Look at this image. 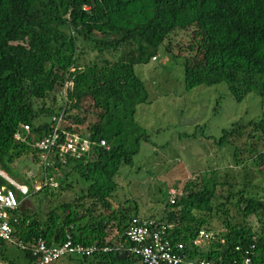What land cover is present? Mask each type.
<instances>
[{"label": "trees", "instance_id": "obj_1", "mask_svg": "<svg viewBox=\"0 0 264 264\" xmlns=\"http://www.w3.org/2000/svg\"><path fill=\"white\" fill-rule=\"evenodd\" d=\"M177 31H190L188 50L194 52L179 65L186 91L222 83L236 103L264 96V0H0V171L18 177L11 170L15 161L26 154L37 161L34 150L14 141L19 126L37 141L49 135L50 119L60 117L62 130L93 143L85 158L40 168L41 180L59 172L56 188L33 191L19 176L31 199V209L15 212L12 226L21 242L39 239L55 247L68 239L95 249L52 264H140L124 235L133 218L169 226L168 242L174 249L182 245L187 259L240 264L248 257L264 264V234L247 223L264 215V188L248 181L218 182L214 171L203 173L172 203L163 192L157 217L139 216L135 204L111 205L114 178L132 164L140 142H148L133 120L136 106L149 103L133 68L146 65L164 43L167 51ZM87 53L93 58H83ZM55 89L63 90L56 109L53 97L44 105ZM101 140L106 148L97 145ZM215 144L228 150L233 166L249 164L261 174L264 109L223 129ZM200 231L211 241L194 244ZM4 244L0 264L32 263L29 252L16 248L19 258H6Z\"/></svg>", "mask_w": 264, "mask_h": 264}, {"label": "rangeland", "instance_id": "obj_2", "mask_svg": "<svg viewBox=\"0 0 264 264\" xmlns=\"http://www.w3.org/2000/svg\"><path fill=\"white\" fill-rule=\"evenodd\" d=\"M169 41L167 51L164 43L154 59L133 68L134 74L144 83L149 100L148 104L136 106L133 120L145 131L148 142H140L132 164L122 166L114 178L116 190L111 200L112 207L125 203L124 207H132L135 204L141 217H157L164 203L163 192L180 196L186 183L198 185L201 175L209 171H214L218 182L225 180L239 185L248 181L264 188V167L260 168L261 174L249 164L243 168L235 167L228 150L215 144L221 131L232 123H245L257 118L264 109V96L250 94L236 103L222 83L186 91L179 65L182 59H190L194 55L188 50L190 31H177ZM93 55L87 53L83 58L90 60ZM62 93L63 90L55 89L44 105L48 106L53 97L56 109L61 104ZM39 105L40 102H36V106ZM85 117V121H89V117ZM36 159L35 162L31 154L21 156L11 165L12 172L18 177L10 179L21 184L19 176H24L32 188L39 187L37 155ZM53 175L56 177L59 172ZM63 197L67 199V195ZM16 199L20 203L25 197L16 195ZM230 214L235 213L231 210ZM247 223L257 229L255 217H249ZM213 226L217 232L221 231L218 224ZM4 249L6 258H19V252L9 244L5 243Z\"/></svg>", "mask_w": 264, "mask_h": 264}, {"label": "built area", "instance_id": "obj_3", "mask_svg": "<svg viewBox=\"0 0 264 264\" xmlns=\"http://www.w3.org/2000/svg\"><path fill=\"white\" fill-rule=\"evenodd\" d=\"M60 122V117H52L49 122V135L37 141L30 136L27 126H19L13 135L14 141L25 143L36 152L38 156L37 163L42 170L49 169L56 161H64L66 157L85 158L93 145L88 140L80 138L76 133L62 130L59 127ZM97 145L106 148L102 140L98 141ZM0 180L5 184L0 183V242L9 244L20 251L29 252L30 257L33 259L31 264H52L65 256H87L95 251L93 247L83 248L72 245L68 239L55 247H46L44 242L39 239L33 242H21L14 235L12 225L16 224L15 212L19 207L16 195L26 197L28 194L27 187L14 182L1 171ZM6 185L9 187H6ZM41 186L56 188V182L53 177L43 178L40 180L39 187L32 189L37 191ZM174 197V195L169 197L170 203L173 202ZM167 228L169 226L156 225L151 220L131 219L124 233L125 239L131 244V247L127 250L128 253L137 257L140 264H221L201 259H187L180 254L183 251L182 245H176L174 249L168 242L165 234ZM257 229L264 234V215L257 222ZM210 239H212L210 234L200 231L194 240V244H207L211 241ZM106 250L103 249V251ZM116 250H119V248ZM240 264L254 263L251 262L250 258L244 257Z\"/></svg>", "mask_w": 264, "mask_h": 264}, {"label": "water", "instance_id": "obj_4", "mask_svg": "<svg viewBox=\"0 0 264 264\" xmlns=\"http://www.w3.org/2000/svg\"><path fill=\"white\" fill-rule=\"evenodd\" d=\"M25 209H30V202L28 199H23L20 203H19V207H18V211L19 212H23ZM124 254H121L117 257V260H120L124 257Z\"/></svg>", "mask_w": 264, "mask_h": 264}]
</instances>
